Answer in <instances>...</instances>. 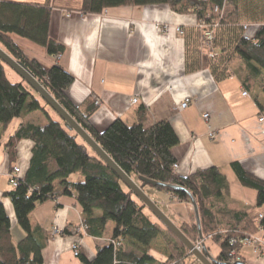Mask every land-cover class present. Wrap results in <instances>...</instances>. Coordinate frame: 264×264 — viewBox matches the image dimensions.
<instances>
[{"label": "trees", "instance_id": "obj_1", "mask_svg": "<svg viewBox=\"0 0 264 264\" xmlns=\"http://www.w3.org/2000/svg\"><path fill=\"white\" fill-rule=\"evenodd\" d=\"M170 3L184 13H195L200 20L219 17L215 6L224 9L221 25L217 27L208 60V67L216 79L222 80L238 73L247 88L260 84L264 90V0H82L80 10L100 13L103 9L121 5ZM51 7L49 3H23L0 0V46L20 61L56 100L82 125L103 149L143 188L142 178L156 182L158 190L171 193L181 201L196 202L204 244L207 239L220 242L217 264H238L243 246L239 239L264 230L249 208L237 203L228 204L230 185L217 167L198 169L186 176L175 172L177 163L173 148L179 138L166 119L147 124L144 112L138 122L129 124L117 118L107 128L98 130L90 122L93 109L75 105L66 91L74 77L61 65L44 68L36 59L29 58L13 35L27 37L44 46L51 56L65 51V47L49 34ZM257 28L249 33L245 24ZM195 46L189 49L188 62L197 58ZM195 58V59H193ZM191 68L195 65L190 64ZM42 112L45 122L23 123L7 141L12 160L16 158V144L27 137L34 141L30 166L20 184L6 192L12 202L16 224L0 202V264H43L42 252L50 234L36 223L33 212L40 204L73 194L82 206L81 220L88 235L103 237L109 221L115 222L112 237L98 245L92 259L78 257L85 264H194V258L179 240L131 189L98 156L76 132L23 78L12 81L0 59V126H7L14 118ZM240 183L257 191V206H264V180L249 173L240 162L231 163ZM79 173L82 181H72ZM180 229L193 242L200 232L197 221H183ZM81 235H83L81 233ZM161 237L169 251L160 261L148 249ZM124 243L134 246L124 248ZM207 248V247H206ZM209 252L210 248H207ZM200 262V261H199Z\"/></svg>", "mask_w": 264, "mask_h": 264}, {"label": "crops", "instance_id": "obj_2", "mask_svg": "<svg viewBox=\"0 0 264 264\" xmlns=\"http://www.w3.org/2000/svg\"><path fill=\"white\" fill-rule=\"evenodd\" d=\"M6 1L50 4V37L65 47L60 57L49 55L44 46L27 37H13L27 57L47 69L59 64L74 77L66 93L75 105L93 109L90 122L95 128L103 130L117 118L133 124L144 112L149 125L168 120L180 141L172 150L178 163L176 174L186 176L198 169L217 167L229 181L228 204L249 208L258 217L264 214V206H257V191L242 185L231 165L240 162L249 173L264 180V120H260L264 118V91L259 85L245 87L238 73L222 80L215 78L207 65L212 56L203 44V30L195 13L177 11L164 2L111 6L93 13L80 10L82 0ZM249 25L254 32L257 25ZM193 46L196 63L187 58ZM244 90L248 95H243ZM186 99L189 105L183 108ZM28 122L45 120L29 113L0 126V202L12 225L16 216L6 192L14 188L10 178L15 167L25 176L34 141L21 138L15 147V160L10 158L6 143ZM155 189L150 197L161 208L173 204L170 208L175 207L171 209L175 223L196 219L188 203ZM33 217L50 234L42 252L43 264H85L71 250V243L81 235L77 228L83 219L75 193L38 205ZM55 228L62 232L54 233ZM256 234L264 239V230ZM111 237L84 235L81 254L89 260L94 258L97 246ZM124 248L134 246L124 243ZM148 251L160 261L169 255L165 248L153 244ZM240 257L245 264H264L252 245L244 244Z\"/></svg>", "mask_w": 264, "mask_h": 264}, {"label": "water", "instance_id": "obj_3", "mask_svg": "<svg viewBox=\"0 0 264 264\" xmlns=\"http://www.w3.org/2000/svg\"><path fill=\"white\" fill-rule=\"evenodd\" d=\"M1 61L16 71L38 94L55 110L65 121V125L76 132L84 142L100 156L112 170L121 178V180L133 191V193L147 206V208L187 247L190 253L202 264H217V259L209 252L203 243L202 248L191 241L180 227L162 210L145 191L144 188L129 174H127L120 165L103 149V147L92 137L76 119L56 100V98L30 73V71L18 60L12 57L3 47L0 46ZM148 184L156 185V182L142 178ZM193 208L196 214V221L200 232V238L203 239L200 215L196 202L193 200ZM238 264H245L238 262Z\"/></svg>", "mask_w": 264, "mask_h": 264}, {"label": "built area", "instance_id": "obj_4", "mask_svg": "<svg viewBox=\"0 0 264 264\" xmlns=\"http://www.w3.org/2000/svg\"><path fill=\"white\" fill-rule=\"evenodd\" d=\"M206 1V0H204ZM214 12L215 13H219V17L215 18V17H211V15L208 16L209 21L206 20H200L199 21V27L202 28L203 30V44L205 45L206 49H208L210 56L213 55V52L211 51V47L213 46L214 43V39H215V32L217 27H220V23H221V18L223 16L224 13V9L220 11V7L219 6H215L214 8ZM244 28L248 30V32L250 33L252 31V27L249 24H245ZM169 29L168 26H166V31ZM178 31H180L182 33V30L180 28H177ZM61 54L57 55V57H60ZM243 95H248V91L244 90ZM138 99L134 98L132 101L133 103H136ZM97 103H99V100H97ZM189 105V99H186L185 101L182 102L181 106L183 108L187 107ZM209 116V114H204V118H207ZM260 120H264V118H261ZM178 167V163L174 164V169H176ZM23 176L21 174V168L20 167H15L12 174H11V178H10V182L12 184V186L17 187L20 184V179H22ZM264 218V214H260L259 215V220L261 221ZM86 228L87 226L81 221L78 225V230L79 232H81L83 235H81L80 237H77L76 240L74 242H72L71 244V249L74 252L75 256H79L80 252H81V247H82V243H83V237L84 234H86ZM260 230H263L262 228ZM62 230H60V228H55L54 229V233H61ZM203 240L204 239H200L199 242H197V246L199 248H202L203 246ZM240 242L241 244H247V245H252L254 247L255 252L260 253L262 255V257L264 258V239L258 235V234H248L243 236L242 238L239 239H231L232 243H237Z\"/></svg>", "mask_w": 264, "mask_h": 264}, {"label": "rangeland", "instance_id": "obj_5", "mask_svg": "<svg viewBox=\"0 0 264 264\" xmlns=\"http://www.w3.org/2000/svg\"><path fill=\"white\" fill-rule=\"evenodd\" d=\"M248 24V23H247ZM264 73V72H263ZM6 74H7V76L12 80V81H20L21 80V76L16 72V71H14L11 67H9V66H7L6 65ZM257 85H259L260 87H261V85L260 84H257ZM262 88V87H261ZM263 89V88H262ZM264 91V90H263ZM41 118H45V115L40 111V112H38L37 113ZM80 176V177H79ZM70 178H74L75 180H78L79 178H80V180H83V176L82 175H80L79 173H74L73 175H71V177ZM126 187L125 188H128V186L127 185H125ZM155 187L154 186H152V185H150V184H148V185H146L145 187H144V191L150 196V195H152L154 192H155ZM163 192V191H162ZM136 196V195H135ZM137 197V196H136ZM138 198V197H137ZM168 205L167 204H163L162 205V210L171 218V219H175V216H174V214L172 213V210L171 209H174L175 207H172V208H170V206H173V204H171V203H169V206L167 207ZM192 207H193V205H192ZM181 209L183 210L184 209V206H181ZM193 210H194V208H193ZM193 220H195V217L193 218ZM175 221V220H174ZM177 224V223H176ZM177 225H179V224H177ZM114 227H115V222L114 221H109L108 222V224H107V227H106V230H105V235L106 236H108V235H111L112 234V232H113V229H114ZM84 235H88L87 233L86 234H84ZM81 235H77V237H80ZM82 237V236H81ZM200 240V239H199ZM83 242H84V240H83ZM199 242V241H198ZM72 244V243H71ZM196 244H197V242H196ZM153 245L155 246V247H157V248H159V249H163V248H165V250H167V247H166V244H165V242H164V240L161 238V237H159L154 243H153ZM205 245H206V247L207 248H210V252L212 253V255H215V256H217L219 253H220V250H221V244H220V242H216V241H213V240H211V239H207L206 240V242H205ZM72 250V249H71ZM168 251V250H167ZM73 252V251H72ZM73 254H74V252H73ZM168 254H170L169 253V251H168ZM195 257L194 256H188V259L189 260H193ZM194 264H202L201 262H199V261H195V263Z\"/></svg>", "mask_w": 264, "mask_h": 264}]
</instances>
